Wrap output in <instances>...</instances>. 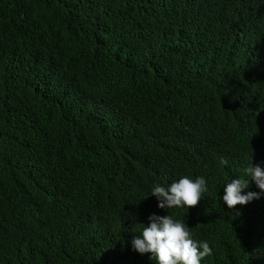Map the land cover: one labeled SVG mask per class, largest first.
<instances>
[{
    "label": "trees",
    "instance_id": "trees-1",
    "mask_svg": "<svg viewBox=\"0 0 264 264\" xmlns=\"http://www.w3.org/2000/svg\"><path fill=\"white\" fill-rule=\"evenodd\" d=\"M250 163L264 0H0V264H155L131 246L153 213L209 243L201 264H264V192L222 200ZM184 175L198 205L158 208Z\"/></svg>",
    "mask_w": 264,
    "mask_h": 264
},
{
    "label": "clouds",
    "instance_id": "clouds-1",
    "mask_svg": "<svg viewBox=\"0 0 264 264\" xmlns=\"http://www.w3.org/2000/svg\"><path fill=\"white\" fill-rule=\"evenodd\" d=\"M219 163L227 165L228 161L221 157ZM250 181L264 192V169L250 163L244 168L242 176L232 178L225 184L222 200L229 209L259 199V192L244 191ZM207 191V182L203 176L190 178L184 175L167 186L156 183L150 194L156 197L158 208L169 210L195 207ZM148 220L146 225L141 223L143 227L139 235L132 238L131 246L141 255L149 254V259L154 260L155 264H201L205 257L212 255L209 243L194 239L191 227L184 219L153 213Z\"/></svg>",
    "mask_w": 264,
    "mask_h": 264
}]
</instances>
